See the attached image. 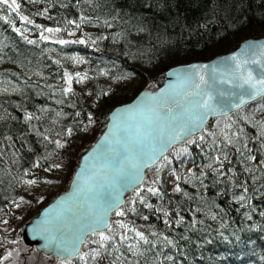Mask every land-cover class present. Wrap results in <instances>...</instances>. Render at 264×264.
<instances>
[{
    "label": "trees",
    "instance_id": "16d2710c",
    "mask_svg": "<svg viewBox=\"0 0 264 264\" xmlns=\"http://www.w3.org/2000/svg\"><path fill=\"white\" fill-rule=\"evenodd\" d=\"M17 2L18 14L0 5V17H7L0 19V220L17 216L12 209L25 200L29 180L59 186L67 176L65 190L81 155L103 131L108 113L139 91L158 88L167 68L208 60L244 39L264 36V0ZM81 17L88 20L81 23ZM47 28L61 31L49 33ZM61 39L86 42L62 45ZM65 73L73 77L67 94ZM76 73L87 79L77 82ZM263 103L261 98L211 119L201 134L149 170L142 187L127 195L119 209L125 214L112 216V231L106 234L114 240L104 249L97 236L85 241L80 254H89L87 264H264V179L257 181L258 171L264 173ZM90 122L94 131L84 128ZM57 140L63 148L56 147ZM207 152L227 157L210 170L205 167ZM63 162L66 175L57 179L58 168L52 165ZM184 162L198 175L196 180L184 175ZM148 179L155 194L147 189ZM56 194L33 205L24 220ZM120 220L127 225L125 233L115 226ZM19 228L17 250L22 247ZM131 228L146 235L138 247ZM94 249L101 251L95 260ZM28 251L25 264H46V259L52 261L48 264H85L79 256L57 262L34 248Z\"/></svg>",
    "mask_w": 264,
    "mask_h": 264
},
{
    "label": "water",
    "instance_id": "95a60500",
    "mask_svg": "<svg viewBox=\"0 0 264 264\" xmlns=\"http://www.w3.org/2000/svg\"><path fill=\"white\" fill-rule=\"evenodd\" d=\"M253 46L255 51L249 49ZM264 36L242 40L235 49L216 55L208 60H195L173 65L164 72L163 83L155 90L143 89L133 99L115 106L107 115L105 127L98 138L81 155L65 191L42 207L37 215L24 223L21 239L25 246L56 261L75 258L69 255L71 245L77 236H83L87 223L97 215L111 197L119 203V210L127 203V195L144 184L147 173L167 154L192 137L204 131L211 119L228 116L247 105L264 98L258 96L239 108L220 109L209 116L203 131L181 140H173L182 126L188 125V111L197 93L207 92L216 97L217 93H231L233 104L248 87L244 84L249 70L255 79H260L259 66L244 63L259 58L264 64ZM235 54L236 60L231 58ZM191 65H208L207 68L193 69ZM239 65V68H237ZM202 75L207 83H202ZM185 77L191 79L185 81ZM199 84V88L195 85ZM259 86V85H258ZM215 103V99L213 101ZM190 126V125H189ZM184 137V133H180ZM163 156L155 160L154 153ZM147 165V166H145ZM112 213L109 217L112 222ZM91 234L86 236V240ZM55 237V239H53ZM85 240V241H86ZM63 243L68 252H58L54 245ZM81 253L84 244H80Z\"/></svg>",
    "mask_w": 264,
    "mask_h": 264
},
{
    "label": "snow or ice",
    "instance_id": "6c2138e0",
    "mask_svg": "<svg viewBox=\"0 0 264 264\" xmlns=\"http://www.w3.org/2000/svg\"><path fill=\"white\" fill-rule=\"evenodd\" d=\"M88 2L90 3L91 0H88ZM0 5H6L8 7V9L12 12H15L18 14L19 12V8H20V4L17 2V0H0ZM44 12H47V9L44 10ZM44 13H41V15ZM21 21H26L28 24H32L33 21L28 19V17L26 16H20L19 17ZM0 19H4L7 20V17H0ZM88 18L87 17H81V23L87 21ZM68 23L70 24H76L75 21H68ZM37 27H39V25H37ZM76 27H79V24H76ZM17 31H19V29H16ZM45 31L49 32V33H54V32H59L61 31L60 28H47L45 29ZM42 39L47 40L48 37L44 36L43 34L41 35ZM80 43V44H84L86 41L81 39L78 41H67V40H59L58 43L59 44H68V43ZM29 43H33V41H29ZM264 47V46H262ZM249 50L251 51H255L253 46H249V49H246V52H248ZM260 55H264V51H261ZM232 60H236V56L235 54L233 55V57L231 58ZM79 62V61H78ZM244 63H252L255 65L259 66V76L260 79H255L252 71L249 70L247 78L244 79V84H247L248 87L244 90V92L237 96L236 98L239 100L238 104H233L232 100H231V93H227V97H229L228 99H225V94L222 93H217L216 97H214L212 94L207 93V92H200L197 93V97H199L198 99H195L193 101V107L188 111V116H189V122L188 125L182 126L179 130V132H177L175 134V136L173 137V140H181V139H185L186 137L190 136L193 134V130L195 129L196 131H203V126L205 121L209 118V116L214 115L217 113L218 111V106L219 108L222 110L224 108H227L228 110H231L233 108H239L242 104L245 103L244 100V96H247L249 100H254L256 99V97L258 96H264V64H261V61L259 58L256 59H252V60H245ZM193 69L196 68H207L208 65H191L190 66ZM237 68H239V65H237ZM76 77L78 78L77 82H83L85 79H87V75L84 74L82 75L81 73H76L75 74ZM65 79H66V83L68 84V87L66 89H64L65 94L70 93L72 91L71 88V84L73 81V77L71 74L69 73H65ZM185 81L191 79V77H185L184 78ZM199 80L202 83H207V81L204 80V77L202 75L199 76ZM259 85V86H258ZM196 88H199V84L195 85ZM4 91H7V89H5ZM215 99V103L213 102ZM260 111H264V108H261ZM77 115H79V113H77ZM33 117L31 115H29L27 117V119H32ZM264 123V122H262ZM190 125V126H189ZM180 133H184V137H182L180 135ZM72 134V129L69 128L66 132V135H71ZM261 135H264V131L261 132ZM46 140L48 139L47 136L44 137ZM201 140L204 139L203 136L200 137ZM54 143L56 144L57 148H63L64 144H62L59 140L54 141ZM228 143H232V141L229 139ZM186 151V149H185ZM154 155V159L158 160L163 156V153L161 152L159 155H156L155 153ZM251 159L255 160L256 157H251ZM147 166V165H145ZM53 168H60L61 165L59 164H55L52 165ZM177 179H180V177L177 176ZM50 182V181H49ZM28 184H34L35 181L33 180H29L27 181ZM149 192L152 193H156V189L155 188H149L148 189ZM177 191H179V188H177ZM137 195H139V193L137 192ZM241 199H244L243 197H241ZM119 208V203L117 201H115L114 199H112L111 197H107L105 198V202L104 205L101 209V211L93 216L91 218V220L87 223V228L84 231V235L83 236H77L75 238V240L73 241L72 245H71V252L69 253V255H79L81 260H85V264H87V260L85 259V257L89 254H80L79 252V245L80 244H84L85 240H86V236L91 234L94 236L98 237V241L97 243L99 244V248L100 249H104L105 245L107 244V242L114 240V236L113 235H109L106 234V232H111L112 231V222L110 221L109 217L112 213H114L117 216H123L125 213L122 210H117ZM121 228H127V225H125L124 223H120L119 225ZM136 236L139 237L140 240H146V237L144 236L143 233L137 232ZM53 239H55V237H53ZM121 240H128V236L127 235H121ZM169 243H171L169 241ZM57 249L58 252H68L69 248L68 246L64 245L62 242L60 244L54 245ZM8 257H10L12 255L11 252H9ZM101 256V251L94 249L91 252V258L93 260H95L97 257ZM7 257H5L6 259ZM169 259H171V257H169ZM113 264H115V261H113Z\"/></svg>",
    "mask_w": 264,
    "mask_h": 264
},
{
    "label": "rangeland",
    "instance_id": "374dc122",
    "mask_svg": "<svg viewBox=\"0 0 264 264\" xmlns=\"http://www.w3.org/2000/svg\"><path fill=\"white\" fill-rule=\"evenodd\" d=\"M121 97L124 98L122 93H121ZM263 106H264V103L260 105V107H263ZM221 125L224 126V123L221 122ZM93 127H94V125H92L91 122L84 126L85 129H89L90 131H94V129H92ZM218 148L219 149H224L223 145H219ZM68 152H71V155L73 154V151H68ZM226 157H227L226 153H208L207 152V154L205 155V158L207 160V162L205 163V167L207 169H210V170L214 169L215 167L219 168L222 165L223 161L226 159ZM169 160H170V158L169 159H165L164 162H169ZM62 164L63 165H61V167L58 168V176L56 177L57 179L60 178V174L61 173L63 174V177L66 175V172H67L66 164L67 163L63 162ZM182 164H183V168H181V169H182V172L184 173V175L187 178H189V179L196 180L198 175L197 174L194 175L193 172H191L190 167H189V165L187 163L184 162ZM161 165H162V163H159L156 168H158ZM258 173H260V174L258 175L257 181H262L264 179V173L261 170H259ZM65 177H67V176H65ZM65 177L63 178V182H61V183L59 182V186L56 183H51V184L46 185V183L35 182L34 184H29V186H27V188H25V191H24L25 200L24 201H20L15 206H13L12 210L16 211L17 216H15V218H13V219L3 218L2 220H0V264H7V261H12L13 264H25L27 255L25 257H23L24 254H25L24 252L25 251L30 252V251H28V249L30 250L31 247L25 246L24 243L22 242L21 249L17 250V246H19V244H17V246H16L15 240H14V236H16L18 228L19 227L21 228V226L24 223L29 221V220H24V219H26L27 215L29 214L28 210L33 205L37 204L38 202H40L42 200L45 201V199L48 196H52V194L55 193V192H57V194L54 197H56L58 194H60V193H62L63 191L66 190V189L64 190L62 188L63 187L62 183H64L66 181ZM53 184H55V185H53ZM150 184H152V181L148 179L147 183H146V185L148 186L147 189L151 188ZM53 198H51L50 201ZM50 201H48V203ZM47 204H45V205H47ZM117 220H119V219H117ZM120 223H121V220L120 221H116L115 226L117 228H120V226H119ZM20 228H19V230H20ZM122 229H123V231L121 233H125V229L124 228H121L119 231H121ZM130 231L135 236V238H134L135 239L134 244H136L135 246L138 247V245L142 244V242L145 241V240H140L139 237L136 236V233L140 232V233H143L144 236L146 237L145 233L142 232L141 229L131 228ZM10 251H14L15 254L19 253L18 255L20 257H23V258L19 259L18 256H16V257L15 256L8 257L7 254ZM33 255L35 257H37L35 255V252L33 253ZM5 257H7V258L5 259ZM43 257L47 258V257H50V256L43 255ZM50 258L54 261V259L52 257H50ZM15 259L17 261H15ZM47 260L48 259H46V264L50 263L51 260H48V262H47ZM63 261H65V260H63ZM57 262H61V261H57ZM51 263H52V261H51Z\"/></svg>",
    "mask_w": 264,
    "mask_h": 264
}]
</instances>
